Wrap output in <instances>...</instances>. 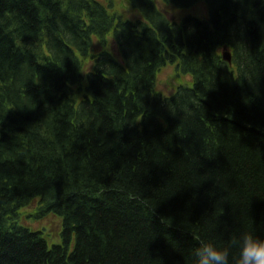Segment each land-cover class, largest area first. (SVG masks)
<instances>
[{
    "label": "trees",
    "instance_id": "trees-1",
    "mask_svg": "<svg viewBox=\"0 0 264 264\" xmlns=\"http://www.w3.org/2000/svg\"><path fill=\"white\" fill-rule=\"evenodd\" d=\"M121 1L0 0V264H193L264 233V0ZM34 199L58 241L19 219Z\"/></svg>",
    "mask_w": 264,
    "mask_h": 264
},
{
    "label": "clouds",
    "instance_id": "clouds-1",
    "mask_svg": "<svg viewBox=\"0 0 264 264\" xmlns=\"http://www.w3.org/2000/svg\"><path fill=\"white\" fill-rule=\"evenodd\" d=\"M197 241L189 250L193 264H264V233L259 231L243 229L227 243L214 236Z\"/></svg>",
    "mask_w": 264,
    "mask_h": 264
},
{
    "label": "rangeland",
    "instance_id": "rangeland-1",
    "mask_svg": "<svg viewBox=\"0 0 264 264\" xmlns=\"http://www.w3.org/2000/svg\"><path fill=\"white\" fill-rule=\"evenodd\" d=\"M116 2H117L116 8L120 7L122 10L129 12L130 14V10L126 6V3H122L121 0H116ZM160 6L163 8H167V10L170 11V14L176 18H180L185 13H189V12L196 13L200 16L207 15V10L205 8L204 2L197 3L191 9H179L173 5H167L164 2H161ZM115 53H117L116 49H115ZM164 66L165 67L158 74L157 88L159 91H162L164 94L169 95L176 90L177 86L181 84L182 81L179 82L178 77L180 75L179 76L176 75V69H175L174 64H166ZM181 78L190 79V76L188 75L182 76ZM35 204H36V199H34L31 204L24 207L20 211L19 219L32 226L45 227L46 232L50 234L55 240L56 239L58 240L60 238V230H61L59 220L56 217L51 216V215L45 216L41 219L33 218L32 214L35 212V207H34Z\"/></svg>",
    "mask_w": 264,
    "mask_h": 264
},
{
    "label": "water",
    "instance_id": "water-1",
    "mask_svg": "<svg viewBox=\"0 0 264 264\" xmlns=\"http://www.w3.org/2000/svg\"><path fill=\"white\" fill-rule=\"evenodd\" d=\"M223 55L225 59L231 61V53L229 51H225Z\"/></svg>",
    "mask_w": 264,
    "mask_h": 264
},
{
    "label": "bare ground",
    "instance_id": "bare-ground-1",
    "mask_svg": "<svg viewBox=\"0 0 264 264\" xmlns=\"http://www.w3.org/2000/svg\"><path fill=\"white\" fill-rule=\"evenodd\" d=\"M188 75V74H187ZM182 76H185V74H180V77H182ZM188 76H190V75H188Z\"/></svg>",
    "mask_w": 264,
    "mask_h": 264
}]
</instances>
